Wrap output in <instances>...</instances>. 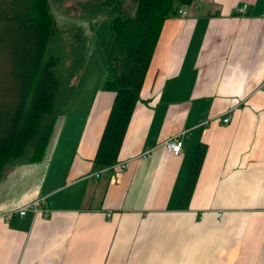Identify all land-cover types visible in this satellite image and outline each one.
<instances>
[{
	"label": "crops",
	"instance_id": "obj_1",
	"mask_svg": "<svg viewBox=\"0 0 264 264\" xmlns=\"http://www.w3.org/2000/svg\"><path fill=\"white\" fill-rule=\"evenodd\" d=\"M184 7L160 25L117 151L122 168L92 174L113 97L99 87L103 62L91 87L77 82L41 158L4 167L0 264H264V0ZM174 134L177 154L162 143ZM39 196L45 215L17 212Z\"/></svg>",
	"mask_w": 264,
	"mask_h": 264
},
{
	"label": "trees",
	"instance_id": "obj_2",
	"mask_svg": "<svg viewBox=\"0 0 264 264\" xmlns=\"http://www.w3.org/2000/svg\"><path fill=\"white\" fill-rule=\"evenodd\" d=\"M194 0H76L86 29L56 23L51 3L63 0H0V39L8 44L10 87L0 101V176L5 166L39 160L56 116L68 105L95 17L108 19L112 39L104 53L99 87L113 92L92 158L112 165L152 53L160 25ZM205 151L195 148L179 198L185 206Z\"/></svg>",
	"mask_w": 264,
	"mask_h": 264
},
{
	"label": "rangeland",
	"instance_id": "obj_3",
	"mask_svg": "<svg viewBox=\"0 0 264 264\" xmlns=\"http://www.w3.org/2000/svg\"><path fill=\"white\" fill-rule=\"evenodd\" d=\"M75 1L76 0H63V2L58 5L51 3V11L56 23L61 24L65 21H72L86 29L88 26V18L77 15L79 13V6ZM125 3L126 6H129L131 0H125ZM86 33L87 44L85 56L78 71L77 81L81 82V84L89 85H85V87H91V85L97 81L96 73L98 72L99 63L103 62L104 53L111 42L113 33L108 26L107 17L101 15L95 17V22L93 23L91 30L86 31ZM7 51L8 44L4 43V37L2 36L0 39V101L6 98V94L10 87L8 75L9 69L6 61ZM76 86L74 87L73 94ZM72 96L73 95H71V98ZM71 98L69 99V102L71 101ZM69 105H67V108H69Z\"/></svg>",
	"mask_w": 264,
	"mask_h": 264
},
{
	"label": "built area",
	"instance_id": "obj_4",
	"mask_svg": "<svg viewBox=\"0 0 264 264\" xmlns=\"http://www.w3.org/2000/svg\"><path fill=\"white\" fill-rule=\"evenodd\" d=\"M239 11L243 10V7L238 8ZM187 14V9L185 7H180L177 9L176 15L177 16H184ZM259 92L264 94V80L261 81L257 87ZM228 120V116H222L221 121L225 122ZM163 146L166 150L170 151L173 154H177L181 151L182 141L178 134H174L166 139L163 140ZM113 166L118 167L119 169L125 165V162H114ZM99 170L95 169L92 174L97 176ZM44 199L42 196L35 197L30 200L28 203L20 206L17 210L19 214H22L25 210H31L33 213L42 212L44 215L46 214V208L42 206Z\"/></svg>",
	"mask_w": 264,
	"mask_h": 264
}]
</instances>
